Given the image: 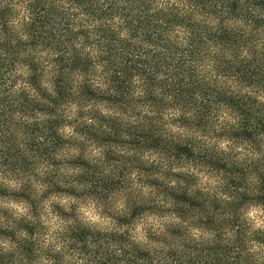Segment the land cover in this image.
Listing matches in <instances>:
<instances>
[{"label":"trees","instance_id":"trees-1","mask_svg":"<svg viewBox=\"0 0 264 264\" xmlns=\"http://www.w3.org/2000/svg\"><path fill=\"white\" fill-rule=\"evenodd\" d=\"M0 264H264V0H0Z\"/></svg>","mask_w":264,"mask_h":264},{"label":"rangeland","instance_id":"rangeland-1","mask_svg":"<svg viewBox=\"0 0 264 264\" xmlns=\"http://www.w3.org/2000/svg\"><path fill=\"white\" fill-rule=\"evenodd\" d=\"M82 212L83 215L92 221H96L98 223H105V218H103L97 210V206L95 205V202H92L91 200L87 199L83 204H82ZM263 214V213H261ZM262 217H259L261 219Z\"/></svg>","mask_w":264,"mask_h":264}]
</instances>
